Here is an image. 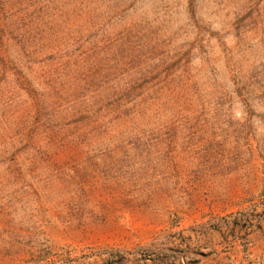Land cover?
I'll return each instance as SVG.
<instances>
[{
    "label": "rangeland",
    "instance_id": "rangeland-1",
    "mask_svg": "<svg viewBox=\"0 0 264 264\" xmlns=\"http://www.w3.org/2000/svg\"><path fill=\"white\" fill-rule=\"evenodd\" d=\"M0 264H264V0H0Z\"/></svg>",
    "mask_w": 264,
    "mask_h": 264
}]
</instances>
